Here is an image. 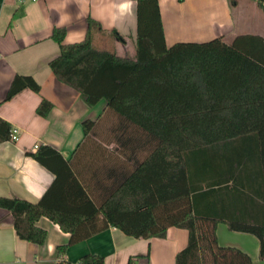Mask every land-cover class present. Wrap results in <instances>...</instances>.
<instances>
[{"label":"trees","instance_id":"1","mask_svg":"<svg viewBox=\"0 0 264 264\" xmlns=\"http://www.w3.org/2000/svg\"><path fill=\"white\" fill-rule=\"evenodd\" d=\"M135 15L132 56L94 46L93 33L103 29L87 15L79 41L64 42L65 27H52L59 52L48 63L88 106L105 99L99 116L82 120L83 140L102 130L125 133L116 138L134 151L125 174L98 198L68 160L40 145L29 154L55 174L51 184L36 202L0 196V207L11 213L18 237L38 244L46 235L35 224L41 215L69 233L68 243L107 226L135 238L164 237L176 226L187 230V242L174 264H252L240 248L219 244L215 228L223 222L254 235L264 259V37L166 45L158 0H135ZM109 32L123 40L116 29ZM25 87L40 89L32 76L15 75L5 99ZM51 106L42 98L36 113L45 116ZM12 127L0 117V142ZM65 247H57V264H104L94 253L71 263Z\"/></svg>","mask_w":264,"mask_h":264},{"label":"crops","instance_id":"2","mask_svg":"<svg viewBox=\"0 0 264 264\" xmlns=\"http://www.w3.org/2000/svg\"><path fill=\"white\" fill-rule=\"evenodd\" d=\"M158 4L166 45L216 36L229 43L241 33L264 37V2L260 6L256 0H236L234 5L228 0H158ZM87 15L103 29L114 28L122 35V41L117 39V55H133L135 0H0V117L18 134L17 140L0 142V196L36 202L43 195L55 174L29 154L40 145L51 146L68 160L98 198L129 168L127 156L134 151L124 141H116L125 133L102 130L83 140L82 120L99 116L105 99L88 106L75 88L55 77L48 64L59 52L50 37L52 27H65L64 42L79 41L85 36ZM101 34L105 35L94 32L92 41L105 42ZM17 74L32 76L39 92L25 87L5 99ZM42 98L52 103L45 116L35 110ZM35 224L46 232L40 244L18 237L11 213L0 207V264H57L60 245H66L63 258L71 263L94 253L103 257L104 264H129V257L130 264H174L177 251L187 242V230L181 227L169 226L164 237L135 238L107 226L68 243L69 233L47 216H39ZM215 234L219 244L238 247L252 264H264L254 235L232 231L223 222L217 223Z\"/></svg>","mask_w":264,"mask_h":264},{"label":"rangeland","instance_id":"3","mask_svg":"<svg viewBox=\"0 0 264 264\" xmlns=\"http://www.w3.org/2000/svg\"><path fill=\"white\" fill-rule=\"evenodd\" d=\"M99 33L105 34V35L101 34L102 36H100V39L103 40V38H106V40H105V42L101 41L100 43H96L95 41H93L94 46H96L98 48H105V49L112 50L115 52H117V49L119 50L120 43L117 39H115L112 36V34L109 32V30L103 29V31H99ZM129 56H131V55H129Z\"/></svg>","mask_w":264,"mask_h":264},{"label":"built area","instance_id":"4","mask_svg":"<svg viewBox=\"0 0 264 264\" xmlns=\"http://www.w3.org/2000/svg\"><path fill=\"white\" fill-rule=\"evenodd\" d=\"M18 134H17V128L12 127L11 133H10V139L11 140H17Z\"/></svg>","mask_w":264,"mask_h":264}]
</instances>
